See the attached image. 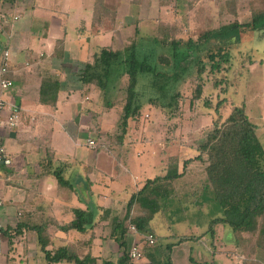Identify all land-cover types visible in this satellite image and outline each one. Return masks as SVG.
<instances>
[{"label": "crops", "instance_id": "obj_1", "mask_svg": "<svg viewBox=\"0 0 264 264\" xmlns=\"http://www.w3.org/2000/svg\"><path fill=\"white\" fill-rule=\"evenodd\" d=\"M147 1L143 0L140 5L133 6L131 0H116L113 7L116 11L115 22L105 18L96 25L94 14L99 0H16L14 4L0 3V10L10 15L8 24H0V65L8 49L10 77L14 81V87L8 90L5 99L8 106L16 104L21 114L17 128L0 129V148L5 150V158L0 163V198L3 200L0 227L15 228L20 222L24 225H47L52 243L50 248L65 245L71 252L81 256L91 254L97 258V264H103L105 259L111 257L117 260L120 258L121 248L115 238L118 230L113 222L116 219L118 223H123L129 200L148 178L161 175L167 170L166 162L170 156H166V162L162 161L165 156L159 158L160 168H156L157 156H109L113 158L112 168L99 166V163L109 165L106 163L108 158L100 156L101 151L97 152L88 145L89 140H94L93 110L101 113L103 108L107 112L116 108L102 106L100 91L96 98H92L91 92H88L93 89L92 86L63 90L59 93L55 107L44 105L41 103V86L48 78L66 81L72 64L90 61L102 47L123 50L126 45L119 43V37L127 33L130 40L131 28L134 27L136 32V25L144 21L140 14ZM105 3L109 5L108 0ZM158 8H164L160 6V0ZM77 9L84 13L76 25H70L69 20ZM14 16H19V19L13 21ZM83 24L87 28L84 32ZM92 37L98 40L89 47L84 41L89 42ZM107 38L112 42L109 45H105ZM62 48L64 53L59 56ZM102 117L104 115L100 114L97 117L101 123L100 128H103ZM100 133H103L102 130ZM178 157L182 168L183 158ZM58 169L63 171L65 180L74 189L59 184L53 174ZM100 174L108 176L107 180L99 178ZM109 180L119 183V187L114 190L118 193L123 190L127 198L121 199L114 196L117 193L113 192L109 198V192L112 191ZM95 190L98 195L103 194L101 197L107 202L95 203ZM75 209L94 214L93 229L85 233L63 232L60 229L59 226L73 220ZM135 211L134 214H137ZM129 233L130 244L138 242L139 235ZM203 234L202 237L198 235L200 238L192 235L194 238L189 240L208 242L209 234ZM171 237L178 240V245L184 242L179 243L181 235ZM37 238L36 231L28 229L16 240L14 246L17 247V242L25 239L37 244ZM5 239L1 236L0 264H12V258L16 256L25 258L33 255L27 253L26 241L23 251L18 248L16 252L4 250L5 243L8 245ZM220 241L221 238L216 236L212 243L216 247ZM110 243L114 244L113 249L109 247ZM208 250L214 253L215 258L216 251ZM36 254L42 261L35 259V264H47L42 252ZM227 255L232 264H236L235 251H228ZM143 259L132 264H145ZM27 263L30 264L29 261Z\"/></svg>", "mask_w": 264, "mask_h": 264}, {"label": "trees", "instance_id": "obj_2", "mask_svg": "<svg viewBox=\"0 0 264 264\" xmlns=\"http://www.w3.org/2000/svg\"><path fill=\"white\" fill-rule=\"evenodd\" d=\"M142 1L131 0V4L137 6ZM15 2L16 0H0V3ZM163 4L165 5L164 1L160 0L161 7ZM109 8L105 0H99L94 14V25L105 18L112 23L115 22L116 11H111ZM8 22L5 18L3 23L8 24ZM262 27L264 28L263 8L254 11L251 22L234 21L203 31L197 39H194V36L187 39L183 36L173 38L170 35L173 31L161 26L159 31L162 36L155 35L147 46L134 43L124 50H116L110 46L102 47L94 53L90 61L72 64L66 81L45 79L41 86V103L55 107L61 91L78 90L83 86H93L103 97H106L117 81L127 77L126 102L117 124L121 131L117 139L121 144L128 134L131 122L139 119L147 102L163 109L179 108V101H184L185 98L179 92L172 90L182 79L180 76L190 69L195 70L199 81L193 100L200 101L207 85L204 74L228 71L233 58V45L240 41V34L246 30L256 31ZM63 53L62 48L59 56ZM9 78H11L10 74ZM141 81H147L149 84L151 93L146 94L148 97L139 89ZM225 82L226 77L213 85L220 87L223 92L226 89L223 87ZM169 89H172V93L167 92ZM226 101V98L220 97V101L215 106L211 100L204 102L205 107L211 109L213 113L211 114L213 121L212 129L201 143L199 154L195 158L185 159L182 168L180 158L170 156L167 170L161 175L148 178L144 186L132 196L127 203L123 223H118L116 219L113 222L118 230L115 238L121 248V256L118 260L112 257L105 259L103 264L133 263L125 240L126 234L131 232V225L141 234L153 233L158 245L163 236L151 228L150 223L154 215L164 209L166 201L174 196L176 181L186 175L189 163L193 160L200 161L204 166L208 185L223 210V216L214 219L203 236L212 232L215 237L213 226L222 224L237 232L253 236L255 248L264 249V145L258 133V126L252 121L245 103L232 104L230 111H226L223 108ZM106 104L112 107V103ZM53 174L62 187L74 189L72 184L65 180L62 170L58 169ZM135 210L137 214H134ZM73 213L74 218L69 224L59 226L63 232L85 233L94 228V214L91 211L75 209ZM47 227L36 224L24 225L21 222L15 228L0 227V244L2 236L7 239L10 246H14L16 240L24 235L26 230L31 229L38 235V250L44 255L47 264L65 262L97 264V258L91 254L81 256L71 252L65 245L50 248L52 243ZM191 238L194 236H183L179 243ZM167 248L171 250L170 246ZM192 261L194 262L193 259Z\"/></svg>", "mask_w": 264, "mask_h": 264}, {"label": "rangeland", "instance_id": "obj_3", "mask_svg": "<svg viewBox=\"0 0 264 264\" xmlns=\"http://www.w3.org/2000/svg\"><path fill=\"white\" fill-rule=\"evenodd\" d=\"M163 1L165 3L163 9L158 8V0H148L145 3L140 14L144 21L136 25V32L134 27L131 28L130 40H128L127 33L119 37V43L122 46L126 45L124 49L134 43L147 46L155 35L162 36L159 31L161 26H166L172 30L173 33L170 35L173 38L183 36L187 39L194 36L193 38L197 39L203 31L218 28L234 21L251 22L254 11L264 9V0ZM108 4L112 11L116 0H108ZM83 13L79 12V9L75 10L69 24L76 25L75 23H78ZM84 26L83 24V28ZM86 30L87 28H84L82 31ZM84 34L89 36L88 32ZM126 34L127 37H125ZM109 38L105 39L108 41L105 45L112 43ZM97 40L92 37L89 42L85 40L84 43L90 47V44L93 46ZM232 56L230 68L225 73L211 74L207 72L204 74L207 85L200 101L193 100L199 81L195 75V70L192 69L180 76L182 79L174 90L169 89L167 91L170 93H172L171 90L179 92L185 98L184 101H179L178 109H163L156 104L147 102L148 99H146L145 102L147 103L141 116L138 120L131 122L125 138L126 142L123 140L121 144L117 139L121 134L117 124L120 121L122 107L126 102L128 78L123 77L117 81L108 91L106 97H101V94L102 106H106V103L109 102L116 109L107 112L103 108L101 113L96 109L93 110L92 136L97 145L95 151H101L102 155L100 156L108 158L106 163L109 166H103L100 163L98 165L104 168H112L113 158L109 156H134L135 158L137 156H157L158 165L156 168L161 167L159 158L163 156H165V159H162L163 162H166V156H181L183 158L182 164L184 159L195 158L199 154L201 143L212 129L213 117L211 114L213 113L211 109L205 107L204 102L211 100L215 106L220 101V97L227 99L223 106L226 111H230L232 104L242 105L243 102L245 103L252 121L258 126V133L264 145V28L256 31H243L240 34V41L233 45ZM225 77L226 82L223 87L226 89L222 92L221 88L214 87L213 83L219 82ZM139 89L145 92V96L151 93L147 81H141ZM88 92H91L92 98H96L101 93L95 87ZM99 114L104 115V118L102 117L103 128H100L101 123L97 119ZM101 130L103 133H100ZM188 167L186 175L175 183L174 196L166 201L164 209L156 213L150 223V227L163 237L158 245H141L145 254L142 262L145 260V264H201L200 262H204L203 264H232L227 253L228 251H235L237 264H264V249L255 248L253 236L237 232L222 224L213 226L216 236L221 238L216 247L213 245L214 242L212 243L216 237H213L212 232L208 235L210 241L204 240L200 243H197L196 239V241H184L178 245V240L171 237L172 235H181V237L202 235L209 230L214 219L223 216V210L216 200L213 190L208 185L202 163L193 160L190 161ZM123 174L127 175L126 172ZM100 175L99 178L107 180L108 176ZM108 184H111L110 190H112L109 192V198H111L112 192L113 194L117 193L114 196L121 199L127 198L126 192L123 190L119 193L114 190L119 187V183H113L109 180ZM129 185L127 182L128 188ZM95 193L97 195L94 194V202L99 201L100 203L101 201L102 203L105 200L102 198L104 195L101 194L102 197L98 195L97 190ZM109 202L110 200H108ZM130 237V233L125 236L128 247H131ZM25 241L27 248L24 246ZM25 241L17 242V247L5 243L4 250L10 249L16 252L18 249L23 251L26 248L28 252L26 249L25 252L30 255L33 254L20 258L15 253L16 257L12 258V264H28L27 261L30 264H35V259L42 261L36 254L39 250L35 241H30V239H25ZM5 242H7L6 239ZM169 244L171 250L167 248ZM109 247L113 249L114 244L110 243ZM207 248L216 251L215 258H213L214 253ZM19 255H21L20 252ZM62 264L72 263L65 262Z\"/></svg>", "mask_w": 264, "mask_h": 264}, {"label": "built area", "instance_id": "obj_4", "mask_svg": "<svg viewBox=\"0 0 264 264\" xmlns=\"http://www.w3.org/2000/svg\"><path fill=\"white\" fill-rule=\"evenodd\" d=\"M5 18H7V22L10 21V15L0 10V24L4 22ZM18 19L19 16H14L12 18L13 21H16ZM9 59L10 52L7 49L4 52L3 62L0 65V129H15L18 127L21 119L19 107L16 104H9L8 106V103L5 99V95L8 90L14 87V81L9 78ZM88 145L90 148H97L96 142L94 140H89ZM4 158L5 150L4 148H0V163L4 160ZM2 205L3 200L0 198V207ZM130 231L131 233L139 235L138 242H133L131 247H129V257L133 262H137L140 261L144 256V251L141 245L146 244L149 246H155L157 245V240L153 233L141 234L133 225L130 226Z\"/></svg>", "mask_w": 264, "mask_h": 264}]
</instances>
